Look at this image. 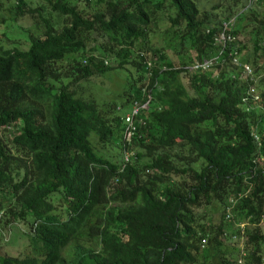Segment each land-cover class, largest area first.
<instances>
[{
	"label": "trees",
	"instance_id": "trees-1",
	"mask_svg": "<svg viewBox=\"0 0 264 264\" xmlns=\"http://www.w3.org/2000/svg\"><path fill=\"white\" fill-rule=\"evenodd\" d=\"M5 1L0 23L26 19L39 32L24 48L0 32V229L21 224L27 242L0 250V264L264 263V10ZM223 23L232 40L215 42ZM111 69L129 76L118 102L84 92ZM214 204L220 220L208 223L202 209Z\"/></svg>",
	"mask_w": 264,
	"mask_h": 264
},
{
	"label": "rangeland",
	"instance_id": "rangeland-1",
	"mask_svg": "<svg viewBox=\"0 0 264 264\" xmlns=\"http://www.w3.org/2000/svg\"><path fill=\"white\" fill-rule=\"evenodd\" d=\"M1 1V7L5 6L7 3L5 0ZM32 4L40 3L38 0H30ZM227 1V0H226ZM225 0H197L199 6L204 9H209L211 5H218L220 8V2L225 3ZM246 3H250L253 6H257L259 10H264V1L261 0V2H256L254 0L247 1ZM238 6L234 7V13L237 12ZM219 11V10H218ZM0 13L3 15L5 14V10H1ZM162 19V15L158 14L156 16L157 24L159 25V21ZM21 23L18 25L15 21H10L9 19H6L4 23H0V32L4 33L7 38H11V36H16L20 38V48L25 47V40L22 38L27 37L30 33L36 34L38 33V29H32L30 27L29 21L26 19L20 20ZM236 21V20H235ZM162 24V22L160 23ZM237 24V21H236ZM30 27V30L29 28ZM153 27V28H152ZM149 37L153 39L154 41L158 40L159 38V30L155 28V26H151V30L149 33ZM166 37V36H165ZM9 44L14 45L15 43L9 42ZM27 46V44H26ZM169 46L168 48H170ZM169 52V50H167ZM190 64V63H189ZM187 64V65H189ZM260 64V63H259ZM193 70V69H192ZM133 73V72H132ZM99 77V78H98ZM95 77L91 82L83 84L84 92L90 93L91 96L97 101H111L114 100L115 102H118V94L122 91V89L127 85V82L129 80V76L127 75L126 69H111L109 71H106L102 76ZM98 82V83H97ZM97 83V85H96ZM255 89H256V81H255ZM129 111V105L122 106V109L120 110V114H123L125 112ZM2 135V132L0 131V136ZM220 210L221 208L218 205H212L208 209H202V212L205 214V220L208 223H217L220 220ZM262 223H260V227L262 232L264 233V218L261 220ZM239 225H242L241 223ZM242 231L243 227L240 226ZM239 228V227H238ZM241 229L239 228L238 233L232 235L233 240L237 239L240 240L241 237ZM2 230V229H0ZM227 233H230L233 231V228L231 226V223L227 226L225 229ZM22 226L21 224L15 225L12 224L9 229L6 227L4 230L0 232V250L5 251L9 254H19L22 251L26 252L27 249L26 246V238L23 236L22 233ZM225 243H228L227 240H225ZM229 244V243H228ZM239 245H241V242H239ZM67 251H69V247H66L61 255L63 257H66ZM264 264V263H262Z\"/></svg>",
	"mask_w": 264,
	"mask_h": 264
},
{
	"label": "built area",
	"instance_id": "built-area-1",
	"mask_svg": "<svg viewBox=\"0 0 264 264\" xmlns=\"http://www.w3.org/2000/svg\"><path fill=\"white\" fill-rule=\"evenodd\" d=\"M225 25L226 24L223 23L221 31H219L218 34L214 35L213 40L215 42H220V41L224 42V41L232 40V37H231L230 34L223 32L224 28H225ZM229 56H230V63L237 65L238 63H237V59H236V56H235V52L229 53ZM216 57H218V56H216ZM216 57H214V58H216ZM212 60L213 59L211 58V59H204L201 63L192 62L189 65H185L184 67L188 68L189 70L190 69L191 70L192 69L195 70L198 67L199 68H205V67H207L208 65L211 64ZM147 65H149V62H147ZM240 66H241V72H244L246 75H249V77L251 78L252 77V72H251L250 67L247 64H241ZM247 94L250 95L252 97V99H256L257 98V94L255 93V91H253V87L249 88V91H247ZM243 100H245V97L242 98V101ZM138 107H139V105L136 102H134L132 104L130 113L125 114V116H124V122L126 123V128H127V132H126L127 136L131 135L133 133V131H134L133 124H132V120H133L132 119V115L136 113V110H137ZM124 160H126V157L124 158ZM224 218L225 219L229 218V214L227 213V209L225 211ZM240 226H242V225H239V228H241ZM237 263L240 264V260H237Z\"/></svg>",
	"mask_w": 264,
	"mask_h": 264
}]
</instances>
